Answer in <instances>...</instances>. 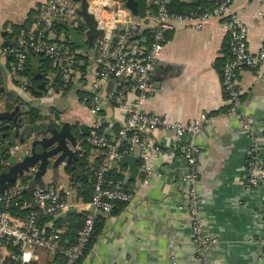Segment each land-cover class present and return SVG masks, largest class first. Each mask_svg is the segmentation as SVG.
Returning <instances> with one entry per match:
<instances>
[{
  "label": "crops",
  "instance_id": "0c3cea01",
  "mask_svg": "<svg viewBox=\"0 0 264 264\" xmlns=\"http://www.w3.org/2000/svg\"><path fill=\"white\" fill-rule=\"evenodd\" d=\"M41 1L0 0V87L14 92L24 101L18 115V134L27 128L26 125L34 128L42 126L41 132L35 131L38 137L51 135L52 132L61 133L64 124L68 123L74 138L64 137L70 147L69 152L56 163L54 160L57 155L49 158L44 165L42 162L33 164L36 170L30 174L28 184L22 181L23 190L31 191L32 186L42 183H54L70 190L66 198L72 202L75 210L56 221L51 218L52 223L64 219L61 226L64 231L69 225L75 226L83 221V211L88 207V201H83V196L77 194V188L89 190L91 197L93 170L99 159L100 151L85 142V135L94 118L89 107L90 100L89 103L80 100L74 88L65 93L60 90L49 91L48 81L52 78L54 87V80L52 72L45 67L42 68L46 71L44 79L38 82L44 83L45 91L37 95L31 94L29 90L22 91L14 79L18 78L22 82L28 79L16 76L14 65L8 58L10 55L1 54L3 48L15 41V37L13 41L12 37L17 28L31 25ZM82 1L79 0L80 5ZM85 1L87 7L89 0ZM99 2L107 4L111 1ZM231 8L247 27L249 49L257 50L264 38V16L257 18L259 0H231ZM154 24L152 19H145L141 29L150 30ZM98 33L94 35L91 44H85L74 51L91 59L94 39ZM62 34V31L56 30L57 37L63 38ZM165 36V42L151 70L150 86L141 102V110L164 115L171 121H190L200 113H205L208 121L195 135L194 142L200 149L197 187L201 195L203 227L207 233L217 237V242L206 249L208 264H263L259 248L264 207L258 191H247L244 188L243 165L250 138L242 128L241 120L249 122L252 133L259 132L264 114V63L260 77L249 68L239 72L237 80L242 94V106L238 115L223 114L228 102L220 75L221 66L227 57L225 49L228 39L221 21L210 18L200 30L177 23L176 28ZM139 37L138 41L146 44L148 36L142 33ZM36 66V63L32 65L34 69ZM117 86V80L109 79L104 90ZM86 90L90 93L89 84ZM128 95L134 99V95ZM2 106L3 103H0ZM29 107H36L43 116L42 120L31 121ZM99 117L107 130L106 134L113 138L124 114L110 104L103 94ZM9 122L0 123L8 125L13 134L15 125ZM32 133L34 129L23 137L22 143L11 139L13 145H23ZM148 135L154 142L171 149L174 155H163L154 162V171L161 172V175L153 174L148 183H142L138 174L130 173L127 165L118 163L113 168L122 174L120 179L123 186L133 196L129 202L118 203L114 211L101 214V226L77 264H196L189 232V215L186 209L179 206L180 185L185 172L183 156L176 151L172 131L155 129ZM83 142L88 146L83 145ZM30 147L20 148L18 154L12 156L20 161V152ZM83 161L85 166L81 167ZM137 165L139 167V159ZM40 166H43L41 171L38 169ZM20 180L18 176L15 183ZM90 181L91 189L87 187ZM79 226L77 232L82 222ZM76 234L74 232L71 242L67 241L69 244L74 242ZM5 261L3 254L0 256V264H5ZM39 262L60 264V258L58 254L43 250L36 264Z\"/></svg>",
  "mask_w": 264,
  "mask_h": 264
},
{
  "label": "built area",
  "instance_id": "2783aa9c",
  "mask_svg": "<svg viewBox=\"0 0 264 264\" xmlns=\"http://www.w3.org/2000/svg\"><path fill=\"white\" fill-rule=\"evenodd\" d=\"M102 3L89 0L87 10L92 14L98 35L94 39V52L87 63L89 76L90 111L94 115L85 142L99 152L98 163L93 170V183L90 200L83 211V221L73 243L63 237V230L53 227L51 218L57 213L73 206L66 198L70 190L54 183L32 186L30 195L23 193L22 180L11 186L0 184V256L4 254L5 264H36L39 252L58 254L60 264H77L84 255L95 223L101 214L110 213L116 203H126L132 192L125 189L120 178L110 176L111 161L124 152L139 149V169L142 183H148L154 171L153 164L163 155L172 156L173 151L148 135L155 129L172 131L176 151L183 156L185 172L180 185L179 206L189 215V232L194 247L196 264H208L206 249L217 242V237L204 230L200 213L201 195L198 189L200 149L194 142L195 135L208 121L205 113L190 121H171L157 113L141 110V102L150 86L153 64L165 42V34L184 23L191 29L200 30L210 18L221 21L227 36L228 55L221 66V84L226 95L227 107L223 114L238 115L242 106L238 74L244 68L255 71L260 77L264 63V38L255 51L248 46V33L245 23L232 10L231 0H216L210 8L174 12L169 10L171 0H145L146 10L142 17L133 15L123 5L122 0ZM257 18L264 16V0H259ZM79 0H43L38 5L37 14L26 29H22L15 41L2 49L1 54L13 56L14 69L22 70L29 53L47 57L54 73L64 85L83 84L84 70L82 61L76 58L75 51L63 41L56 39V21H63L76 27L82 20L79 15ZM145 19H152L151 40L140 43L131 37L140 29ZM63 36V35H62ZM109 79L118 81V86L104 90ZM52 78L48 90H53ZM25 81L23 87L26 88ZM134 95V99L130 95ZM101 94L113 106L120 109L124 118L113 138L101 130ZM86 99V98H83ZM257 134L251 132L249 122L241 120L242 128L249 134L250 142L245 152L243 165L244 188H257L259 200L264 207V114ZM20 150L18 144L5 152L12 156ZM28 152V149H24ZM8 162L0 155V165ZM36 169L32 165L23 171L27 176ZM85 205V204H84ZM13 248V249H11ZM259 255L264 264V216ZM55 264V263H51Z\"/></svg>",
  "mask_w": 264,
  "mask_h": 264
},
{
  "label": "trees",
  "instance_id": "16d2710c",
  "mask_svg": "<svg viewBox=\"0 0 264 264\" xmlns=\"http://www.w3.org/2000/svg\"><path fill=\"white\" fill-rule=\"evenodd\" d=\"M83 1L81 2V5L83 3L86 6V1L85 0H83ZM122 1H123V5H124L125 0H122ZM135 1H136V8H137V11L135 14L137 16L142 17L144 15L145 10H146V4L144 2L145 0H135ZM213 2H214V0H197V1L194 0L191 2H185L182 0H171L169 3V10L174 11V12H187L189 10H194V9L202 10V9L210 8L213 5ZM81 5H80V7H81ZM80 7L78 10V13H80V9H81ZM27 27H28V25L23 26V28H21V29L17 28L13 32L12 41L14 40V37H16V35L22 29H26ZM55 27L57 29V32H61V31L63 32V34H62L63 38H64L63 41L65 43H67L69 45L70 49L73 51L76 48H80V47L85 46V44H88V43L91 44L93 42L94 35H96L98 33L97 31L87 33V26L85 25V23L83 21H80L76 27H70L68 25L63 24L60 21H56ZM142 33H145L148 36V38L146 40V44L149 43L151 40V33H150L149 29H144V30L140 29L135 35H133L131 37V39H133V38L139 39L140 38L139 36ZM82 36L85 38L83 39ZM58 38L59 37H56V39H58ZM225 50H226V55H228V53H229L228 52V44H227ZM8 58L11 59L12 65H14L13 56H8ZM76 58L79 61H82L83 65L81 66V68H82V70H84L83 66L85 63H88V57L84 54L76 53ZM34 63L38 64V66H36L35 69L32 67V65ZM44 67L48 68L52 72V75H53L52 77L54 80L53 90H57V91L60 90L61 92L65 93L68 90H70L71 88H74V89H76V92L78 94L79 99L83 100V102H85V103H89L90 93L86 90V88L89 84V76H88V73L86 72V70H84L85 76L83 77V84L80 85V87L78 86L79 88L77 86L75 87L72 85H64L60 81L58 75L54 73V68L52 67L51 62L47 57H45L42 54L29 53L27 55L26 60H25L24 68L22 70H16L15 75L18 77H21V76L26 77L28 79V82L26 83V89L29 90L31 92V94L37 95L40 92L37 89V84L40 80L44 79V75L46 74L45 69H42ZM1 79L2 78H1V71H0V83L2 82ZM14 80H15L16 84L20 83L18 78L14 79ZM81 88H84V89H81ZM86 96H89V97H86ZM83 98H86V99H83ZM23 102L24 101H23L22 97L15 94L14 92L6 91L5 89H0V103H3V106H2L3 108L0 107L1 108L0 111H7L8 113L14 112L15 114L18 112L20 113L21 112L20 109L23 106ZM28 113L31 116V121H38V120H42V118H43V116H41V114L39 113V110L36 107H29ZM9 121H12V118L11 119H7V118L3 119L2 123L6 124ZM103 125L104 124L101 122V130L103 132L107 133V130H106V128L103 127ZM2 126L3 125L0 123V155H2L5 158V160L8 162V164L0 165V175L2 174V172L7 170L8 166L10 164L11 156L8 155L5 151L11 145H13V142L11 139H13V140L17 139V141L19 142V140H18L19 138L23 139V137L26 135H29L33 131V129H34V132L37 130L39 132H41L39 130V128H34V127H32V125H29V126L26 125L27 128L24 129L25 131L23 130L22 133L15 135L14 131H13V134L10 133L11 132L10 127L3 130ZM43 126H45V125H43ZM117 129H118V127H117ZM83 145L88 146L87 144H84V142H83ZM245 159H246V156H245ZM84 164H85L84 161L81 162V167H84L85 166ZM43 165H44V163H43ZM42 167L43 166H40V167H38V169L41 171ZM69 172H71V170H69ZM109 174H110V176H112L114 178H121L122 177V174L117 173L116 170H114V169H110ZM18 176L21 177L24 184H26V185L28 184V180L30 178V175L24 176L21 173V174L17 175V177ZM16 178L15 179L11 178V179L6 180L2 186L8 187V186L13 185L15 183ZM85 185L87 186V184H85ZM87 187L88 188L90 187V189H91V181ZM252 190L258 191V189L255 187L250 188V191H252ZM29 191H30L29 189H26V190H23V193H25V195L29 196L30 195ZM88 191L89 190L84 191L83 189L77 188V194L79 196L80 195L83 196L82 199L85 202L89 201V199H90V191H89V194H88ZM117 204L118 203L115 204L112 211H114V209H116ZM120 204H123V203H120ZM101 221H102L101 216H99L97 219V222L95 223L93 234L90 237V240H89V243L87 245L85 252L88 250V248L91 245L94 237L96 236V233L98 232V230L101 226ZM64 222H65L64 219L57 221L56 223H53V227L61 229L62 228L61 226L63 225ZM81 222L79 221V223H81ZM79 223L75 224V226L69 225V227L68 228L66 227L67 229L63 231V237L66 241L71 242L73 240L72 238H73L74 232L77 233V230H78L77 227H80ZM39 264H40V262H39ZM41 264H46V262L41 263Z\"/></svg>",
  "mask_w": 264,
  "mask_h": 264
},
{
  "label": "water",
  "instance_id": "95a60500",
  "mask_svg": "<svg viewBox=\"0 0 264 264\" xmlns=\"http://www.w3.org/2000/svg\"><path fill=\"white\" fill-rule=\"evenodd\" d=\"M84 2V1H83ZM124 6L127 7L133 15H136V1L135 0H125ZM80 13L79 15L82 17V20L84 21L85 25L88 28V33H91L93 31H96L95 29V20L92 16V14L87 10V7L82 3L80 7ZM99 32V30L97 31ZM1 89V87H0ZM37 89L41 92L45 91L44 83L40 82L37 84ZM18 113H8L7 111H0V122L7 118L11 119L12 122L15 125V135L18 134ZM68 123L64 124V127L61 129V133L58 132V135L55 132H52L51 135H41L40 137L34 136L33 139H36L37 145L31 146L30 149H28V152L26 150H22L20 152V161H17L15 156L11 157L10 160V166L7 170L2 172L0 175V184L3 185L4 182L8 179H15L17 175L23 173V171L27 170L30 166L37 162L45 163L49 158L57 155L56 159L54 160V163L59 161V159H62L67 152H69V145L67 144L66 138H73L72 134L70 133L69 126H67ZM8 125H3L2 129L7 128ZM19 133H22V131H19ZM58 136H61L58 138ZM20 143L23 142L22 138L18 139ZM74 140V138H73ZM61 152V153H60ZM60 153V154H59ZM139 149L137 146L133 147V150L130 154H123L119 157H114L111 161V167L115 168L118 163H121L123 165L128 166V170L130 173L138 174L139 177H141V171L137 165V159H138ZM75 210L74 207H68L67 209L57 213L52 217L53 221H56L63 216L72 213Z\"/></svg>",
  "mask_w": 264,
  "mask_h": 264
},
{
  "label": "rangeland",
  "instance_id": "374dc122",
  "mask_svg": "<svg viewBox=\"0 0 264 264\" xmlns=\"http://www.w3.org/2000/svg\"><path fill=\"white\" fill-rule=\"evenodd\" d=\"M88 60H90L89 58H88ZM87 63H85L84 64V66H83V68L84 69H86V67H87ZM20 83L18 84V86H19V88L22 90V91H28L26 88H25V86L23 87V83L25 82H22V81H19ZM27 82H28V80H27ZM31 93V92H30ZM47 123H48V120L46 121ZM13 123V122H12ZM14 124V123H13ZM18 125H19V121L17 122V127H18ZM42 129V126L41 127H39V130H41ZM15 130V129H14ZM35 134H36V132H34V133H32V135L30 136V137H28L27 138V142L26 143H24L23 145L21 144H19V146H20V148L22 149V148H29L30 146H36L37 145V142H36V139H33L32 137H34L35 136ZM17 141V140H16ZM38 254H40V252L38 253Z\"/></svg>",
  "mask_w": 264,
  "mask_h": 264
},
{
  "label": "flooded vegetation",
  "instance_id": "af4514ba",
  "mask_svg": "<svg viewBox=\"0 0 264 264\" xmlns=\"http://www.w3.org/2000/svg\"><path fill=\"white\" fill-rule=\"evenodd\" d=\"M58 135V132H55ZM49 136V135H48ZM61 136H58V138H60Z\"/></svg>",
  "mask_w": 264,
  "mask_h": 264
}]
</instances>
